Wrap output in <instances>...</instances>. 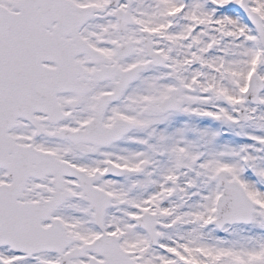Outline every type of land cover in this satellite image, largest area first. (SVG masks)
Masks as SVG:
<instances>
[{
  "label": "snow or ice",
  "instance_id": "1",
  "mask_svg": "<svg viewBox=\"0 0 264 264\" xmlns=\"http://www.w3.org/2000/svg\"><path fill=\"white\" fill-rule=\"evenodd\" d=\"M0 264H264V0H0Z\"/></svg>",
  "mask_w": 264,
  "mask_h": 264
}]
</instances>
